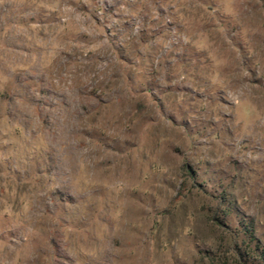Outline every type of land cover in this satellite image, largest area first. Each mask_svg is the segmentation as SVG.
I'll list each match as a JSON object with an SVG mask.
<instances>
[{
    "label": "rangeland",
    "instance_id": "rangeland-1",
    "mask_svg": "<svg viewBox=\"0 0 264 264\" xmlns=\"http://www.w3.org/2000/svg\"><path fill=\"white\" fill-rule=\"evenodd\" d=\"M264 0H0V264H264Z\"/></svg>",
    "mask_w": 264,
    "mask_h": 264
},
{
    "label": "trees",
    "instance_id": "trees-1",
    "mask_svg": "<svg viewBox=\"0 0 264 264\" xmlns=\"http://www.w3.org/2000/svg\"><path fill=\"white\" fill-rule=\"evenodd\" d=\"M263 258H264V253H263Z\"/></svg>",
    "mask_w": 264,
    "mask_h": 264
}]
</instances>
